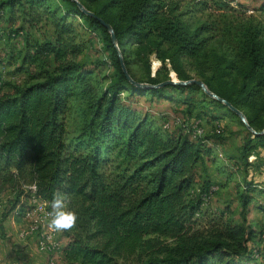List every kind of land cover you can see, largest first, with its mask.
Masks as SVG:
<instances>
[{"label":"trees","instance_id":"trees-1","mask_svg":"<svg viewBox=\"0 0 264 264\" xmlns=\"http://www.w3.org/2000/svg\"><path fill=\"white\" fill-rule=\"evenodd\" d=\"M182 2L0 0V38L3 32L24 38L20 70L28 76L15 85L0 74L2 219L27 216L32 196L47 203L53 192L66 193L78 219L61 232V264H264L262 233L203 209L214 192L209 180L197 179V167L204 157L214 159L213 147L221 144L216 130L209 137H194L191 127L167 133L134 104L146 94L172 100L173 92L184 98L199 93L212 109L188 121L238 117L195 84L142 89L121 68L120 59L133 81L158 85L170 79V70L177 80H192L189 67L256 133L264 129V21L246 19V9L237 15L225 0H199L183 10ZM256 10L264 15V0ZM207 12L209 20L191 21ZM100 20L112 28L115 44ZM43 24L52 39L31 43L29 32ZM81 32L101 36L106 57L93 68L78 61ZM215 36L226 49L209 47ZM151 55L161 64L154 76ZM138 64L145 80L132 72ZM101 65L113 70L104 86L94 76ZM73 114L77 120L70 127ZM260 147L264 135L248 131L239 155L228 156L233 168L260 169ZM256 192H264V185L244 180V208Z\"/></svg>","mask_w":264,"mask_h":264},{"label":"rangeland","instance_id":"rangeland-1","mask_svg":"<svg viewBox=\"0 0 264 264\" xmlns=\"http://www.w3.org/2000/svg\"><path fill=\"white\" fill-rule=\"evenodd\" d=\"M182 1L181 9L183 10L199 0ZM225 1L231 2V7L236 11L237 15L246 9L244 14L246 19H249L254 23H261L264 21V15L256 10L259 7L260 0ZM207 15L208 12L201 15L195 14L191 21L194 24L204 22L210 19ZM216 16L217 13L212 15L213 18ZM29 35L31 43L48 41L52 39V30L48 25L43 24L36 29H32L29 32ZM80 41H83L84 50L82 55L78 58V61L83 62L87 67L91 68L94 67L96 62L104 61L103 59L106 57V53L103 50L101 36L99 34L81 32ZM25 45L23 37L11 39L9 33L3 32V36L0 38V59L2 60V64H0V74L4 82L16 85L23 84L28 80L27 74L20 70L22 56L25 53ZM209 47L222 50L226 49V44L221 42L220 39L215 36L209 44ZM153 57L155 58L154 55L150 56L151 76H154L158 68L161 67L160 61H157L156 59L151 61ZM155 65H157L156 69ZM166 67L170 70L167 62ZM131 69L138 79H146L144 65H131ZM187 70L191 78H198V75L192 71V69L187 67ZM112 73L113 70L111 67L101 65L94 73L95 81L99 83V86H104L107 83V76L112 75ZM161 74L164 75V71ZM171 75L172 71L170 70L168 74L169 78H176L175 74L173 76ZM172 95L174 99L171 97L172 100H166L153 98L149 94H146L145 96L138 98L134 106L138 112L141 114H148L159 125L162 126L164 124V127H166L164 129L167 133L189 129L193 122H201L197 129L202 130V132L193 133L194 137H209L212 135L213 130H216L220 136L221 144L213 147L212 157L214 159L204 157L197 167V179H199V181L204 179L209 180L213 186L214 192L213 196L206 201V205L203 206V209H207V214L213 216H217L223 212L224 219L231 220L233 223L243 224L245 227H251L256 233H262V238H264V211H261L258 208L259 206L257 207V204L264 207V192H256L253 194L254 199L245 208L242 206L240 199V194L244 189V180H252L256 182V185L263 187L264 171H253V175H250V173L245 172L241 166L239 170H235L231 162L233 160H229L228 158L229 155H233V157L239 155V151L247 136V128L241 121L242 124L238 121L240 120L239 118H225L215 124H209L201 120H194V118H191L193 120L188 121L187 119H190L189 117L197 115L201 111L208 110L207 112H210L212 109L211 106L203 104V100L199 93H195L191 97L185 98L184 95L176 92H173ZM75 120H77V117L73 114L70 117V127ZM210 145H212V143ZM258 152L261 157V163H263L262 166H264V147L258 148ZM1 200H4V198H1ZM1 200L0 204L2 203ZM30 205L33 207L31 210L32 213L30 212L31 217L22 216L20 219L24 225H22V229L25 231L24 233L31 234V227L39 225L37 231L39 236L47 234V236H49V232H46L45 229L47 226L45 224H39V222H41V215L33 214L34 206L31 202ZM40 205H42L43 208H49L48 210H51L46 203L40 202ZM61 236V232H59V234L58 232L52 234L53 238H57L60 241ZM52 243H54V240ZM53 258L55 259L54 255ZM56 259L55 262L57 263Z\"/></svg>","mask_w":264,"mask_h":264},{"label":"crops","instance_id":"crops-1","mask_svg":"<svg viewBox=\"0 0 264 264\" xmlns=\"http://www.w3.org/2000/svg\"><path fill=\"white\" fill-rule=\"evenodd\" d=\"M253 171H264V166L260 167L258 170H249L250 175H253ZM1 198H4V200H1ZM0 200L2 201L0 204V264H48L49 259L51 257L53 258V255L55 256V259L57 255L58 260L56 259V261L58 264H61L59 259L62 246L61 249L53 246L47 250L43 247H39L38 251L36 240L38 239L42 241L44 235L39 236V233L37 232L38 230L35 229L37 225L31 227V234H34V237H21L19 233L25 232L22 229L24 226L22 221H17L14 215L11 214L2 219L3 209L6 205V198L0 197ZM40 202L45 203L42 201ZM31 213L29 212L27 217H31ZM45 229L46 232H49L47 227ZM61 243L62 245L66 243V240L62 236ZM53 248L55 250H51Z\"/></svg>","mask_w":264,"mask_h":264},{"label":"water","instance_id":"water-1","mask_svg":"<svg viewBox=\"0 0 264 264\" xmlns=\"http://www.w3.org/2000/svg\"><path fill=\"white\" fill-rule=\"evenodd\" d=\"M74 1V0H73ZM80 10L82 11V13H84L85 15H88V16H93L92 13H90L89 11L85 10L80 4H78ZM101 24L103 25V27H105L107 29V31L109 32L110 34V37H111V41L115 44L116 43V38H115V35L113 33V30L112 28L110 27L109 24L105 23L103 20H100ZM120 63H121V68H122V71L123 73L125 74V76L127 77L128 81L136 86V87H139V88H142V89H156V88H160V87H163V86H166V85H189V84H195L197 85L198 87H200V89L203 91V93H205L208 97L222 103L223 105H225L228 109H230L239 119L240 121L245 125V127L247 128V130L249 132H251L253 135H258V136H261V135H264V129L260 132V133H256L251 127L248 126L247 122H246V119L243 115L242 112H240L239 110H237L236 108H234L231 104H229L227 101L217 97L215 94H213L212 92H210L207 87L204 85V83H202L201 81L199 80H195V79H192L190 81H180V80H177L176 78H170L168 81H165L163 83H160L158 85H150V84H147V83H136L135 81H133L129 75L127 74V71L125 69V66L123 64V61L122 59H120Z\"/></svg>","mask_w":264,"mask_h":264},{"label":"clouds","instance_id":"clouds-1","mask_svg":"<svg viewBox=\"0 0 264 264\" xmlns=\"http://www.w3.org/2000/svg\"><path fill=\"white\" fill-rule=\"evenodd\" d=\"M70 198L59 190L53 192L51 201L47 202L51 211L47 213L49 221L47 228L50 232H67L77 223V215L68 209Z\"/></svg>","mask_w":264,"mask_h":264},{"label":"built area","instance_id":"built-area-1","mask_svg":"<svg viewBox=\"0 0 264 264\" xmlns=\"http://www.w3.org/2000/svg\"><path fill=\"white\" fill-rule=\"evenodd\" d=\"M191 124H192L191 125L192 132L202 131L200 129H197L198 126L201 124V122H193ZM165 126H167V125H165ZM252 158H256V156H249L248 161H250V159H252ZM29 190L32 191V193H33V191L36 190V187L34 185H31L29 187ZM30 202L34 206V213L33 214H39V215H41V223H39V224H45L47 226V223L49 221V217H48L47 213L49 211H51V210H48L49 208H43L40 205V200L33 199V196L31 198ZM35 229H38V225L36 226ZM47 230H48V228H47ZM19 235L21 237H28V236L29 237H31V236L34 237V234H26L24 232H20ZM263 237H264V235H263ZM49 240H54V247H59L61 249V246H63L62 243H61V241L59 239H52V232H50V231H49ZM36 243H37V249H38V251H39V247H45V245H42V241L41 240H36Z\"/></svg>","mask_w":264,"mask_h":264},{"label":"bare ground","instance_id":"bare-ground-1","mask_svg":"<svg viewBox=\"0 0 264 264\" xmlns=\"http://www.w3.org/2000/svg\"><path fill=\"white\" fill-rule=\"evenodd\" d=\"M199 132H202V131H199ZM192 133H197V132H192ZM33 199H35L34 197H33ZM36 200V199H35ZM42 206V205H41ZM39 223H41V222H39ZM36 230H38V229H36ZM49 231V230H48ZM52 234H54V233H52ZM48 235V234H47ZM47 235H44V239L42 240L43 241V243H42V245H45V247H43V248H45L46 250L47 249H49V247H53L54 246V243H52L53 242V240L51 241V240H49V236H47ZM52 239H57V238H53L52 237ZM51 250H55L54 248L53 249H51ZM48 264H56V262L54 261V259L51 257L50 259H49V261H48Z\"/></svg>","mask_w":264,"mask_h":264}]
</instances>
